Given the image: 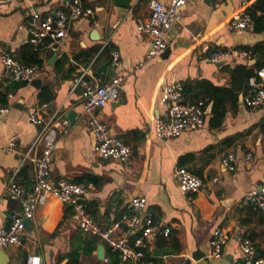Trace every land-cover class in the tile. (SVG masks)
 <instances>
[{
	"label": "crops",
	"instance_id": "1",
	"mask_svg": "<svg viewBox=\"0 0 264 264\" xmlns=\"http://www.w3.org/2000/svg\"><path fill=\"white\" fill-rule=\"evenodd\" d=\"M250 1L264 8V0ZM64 2L23 0L0 5V85L3 92L12 94L10 110L0 115V226L8 225L11 214L23 209L32 190L35 172L31 158L41 154L43 145L38 143L30 150L41 126L29 120L28 109L45 103V118L59 116L69 123L52 162V180L89 182L82 201L101 226L114 221L110 214L114 206L115 218L120 219L129 212L131 198L141 196L147 199L145 214L153 217L160 230L171 231L166 236L158 230L146 239L142 259L125 260L97 235L82 231L73 208L54 197L38 207L33 226L22 236L23 244L5 249L8 264H26L32 254L40 255L42 264H230L234 260L244 264L240 245L246 237L255 243L257 256L263 257L264 214L242 201L247 192L264 184V105L250 110L244 103L247 92L232 74L239 64L252 67L263 62L264 54L259 52L250 59L230 56L222 65L204 59L215 49L264 48L262 9L244 33L236 34L229 26L240 8L239 0H190L168 35V56L147 59L150 37L138 30L137 21L149 15L151 0H131L128 9L113 0H84L94 15L73 27L68 49L56 58L50 49H39L43 64L37 65L35 79H41L40 87L14 81L1 54H13L30 43L28 23L33 10L54 14ZM205 45L211 49L204 50ZM112 49L120 50L126 75L120 97L98 113L114 135L133 147V157L127 163L100 161L95 136L82 113L81 90L74 82L76 71L92 60L98 80L110 79L115 71L109 65L106 72L99 68L109 63ZM18 58L21 61L20 54ZM141 61L143 65H139ZM166 82H182L184 87L191 83L194 90L183 92L186 102H193L197 93L215 91L217 100L201 99L206 109L201 129L168 139L157 136L155 122L168 113V105L162 101ZM44 88L52 92V98L41 96ZM16 103L21 107H15ZM72 109L78 115L70 121L67 114ZM11 140L15 150H5ZM249 152L254 156L250 162L245 159ZM228 153L237 156L235 170L223 163ZM179 167L203 178L199 191L180 189ZM14 175L25 189L17 198L6 192ZM90 176L99 184L89 180ZM217 228L228 234L221 258L210 253ZM118 233L127 234L136 246L141 230L124 224ZM101 245L105 247L103 258L99 257ZM197 249L205 256L194 259Z\"/></svg>",
	"mask_w": 264,
	"mask_h": 264
},
{
	"label": "built area",
	"instance_id": "2",
	"mask_svg": "<svg viewBox=\"0 0 264 264\" xmlns=\"http://www.w3.org/2000/svg\"><path fill=\"white\" fill-rule=\"evenodd\" d=\"M21 1L23 0H0V5ZM189 1L170 0L165 2L163 0H151L149 15L137 21L138 30L150 37L151 47L147 53V59L161 54L168 46V35L179 19L181 8ZM239 2L240 8L234 14L229 26L230 30L236 34L244 33L254 21L250 11L251 1L239 0ZM92 15H94L93 8L86 7L84 0H65L62 7L54 14L33 10L28 23L32 35L29 42L35 49L48 48L57 55L61 54L68 49L69 42L72 39L73 27L81 19ZM210 49L211 46H204V50L209 51ZM19 54L20 49H17L13 54L2 53L1 61L11 72L14 81L31 83L36 77L38 66L23 64L18 58ZM230 56L250 59L252 53L243 48L215 49L204 59L219 63ZM93 64L94 60L74 74L75 87L81 90L83 98V116L95 136L96 152L100 161L115 159L127 163L133 157V147L114 135L98 113L100 108L120 97L122 82L126 75L122 66L121 52L119 49L111 50L109 66L115 71V74L108 80L103 82L98 80L93 70ZM143 64L144 61L139 63V65ZM250 86V90L244 96V103L250 110H257L264 105V68L257 70V75L251 77ZM183 92L184 84L182 82H166L164 84L162 101L168 105V113L166 118L157 119L155 122L157 136L167 139L174 138L182 135L187 130H199L205 125V100L186 102ZM9 97H12V94ZM46 105L45 103L41 106L34 105L28 109L29 120L33 124L41 126L39 135L30 150L34 149L38 143H42L43 147L39 156L31 158L34 163V181L23 209L11 214L8 225L0 226V248L6 249L11 246L22 245V236L26 229L25 220L28 218L33 219L38 207L55 197L73 208L82 231L97 235L106 242L113 253H117L125 260L137 261L142 259L145 255L142 249L146 244L145 240L158 230L167 236L171 229L160 230L153 217L149 215L145 216L141 224V217L145 214L147 207V199L141 196L131 198L129 212L124 213L120 219L115 218L116 206H114L110 210L114 221L109 226H101L82 201V196L90 188L89 182H74L68 178L52 180V162L59 139L69 131V123L68 120L59 116L45 118L42 107ZM10 108V103L0 104V115L7 113ZM14 146L15 141L11 140L5 150H15ZM27 157L28 154L25 155V158ZM253 158L252 152H249L245 157L248 162L252 161ZM223 163L230 170H235L237 165L236 154L228 153L223 158ZM15 177L16 175L11 179L6 192L11 197L17 198L24 194L25 189L17 183ZM177 179L183 192H197L204 184L201 176L185 167L178 168ZM242 203L264 214V184L260 188H254L247 192ZM124 224L130 229L141 230L140 236L135 241L136 246L130 243L127 234L118 233V230ZM227 239L228 234L224 229H215L211 239V256L215 258L223 257V246ZM240 246L243 252L242 261L244 264H264V256H257L256 245L250 238H244ZM26 264H42V258L40 255L32 254ZM230 264H239V260H234Z\"/></svg>",
	"mask_w": 264,
	"mask_h": 264
},
{
	"label": "trees",
	"instance_id": "3",
	"mask_svg": "<svg viewBox=\"0 0 264 264\" xmlns=\"http://www.w3.org/2000/svg\"><path fill=\"white\" fill-rule=\"evenodd\" d=\"M259 9H262L263 14H264V8L263 7H257L254 5H251L250 11L253 15V17L255 18L257 15V12ZM243 49L249 50L252 53V56H254L255 54L261 52L264 54V48L260 45H256L253 47H249V46H243ZM40 50L39 49H35V47L31 44H25L21 47L20 50V59L21 61L26 64V65H38L41 66L43 64V59L40 57ZM264 68V61L260 62L259 64L255 65V66H249L248 64H239L238 66H236V68L233 71V78L235 80H240L241 83V89L244 91V93L248 92L251 88L250 86V79L253 76L257 75V70ZM21 83H25V82H21ZM1 85H0V104L6 105L9 104V93L8 92H3L1 90ZM185 92L187 94V91H193L194 87L191 83H186L185 84ZM202 97H201V96ZM41 96L44 99H50L53 97L52 92L49 91L48 88H44L41 91ZM206 97H209L208 99H216L217 100V94L215 93V91H209L205 90L204 94H196V98H194L192 101H198L201 99H205ZM89 180L94 181L96 183L97 180L96 178H94L93 176L88 177ZM99 184V183H98Z\"/></svg>",
	"mask_w": 264,
	"mask_h": 264
},
{
	"label": "water",
	"instance_id": "4",
	"mask_svg": "<svg viewBox=\"0 0 264 264\" xmlns=\"http://www.w3.org/2000/svg\"><path fill=\"white\" fill-rule=\"evenodd\" d=\"M113 3L117 6H120L122 8H125V9H128V8H131L132 7V4H131V0H113ZM94 34V33H92ZM32 38V35L29 36V39ZM171 48L170 46H167L161 53L162 57H167L169 52H170ZM57 57V54H55L53 56V58H56ZM224 64V61H221L218 63V65H222ZM108 65L109 63H105L103 64L100 68H99V71L100 72H106L107 68H108ZM40 83H41V79H34L32 81V84H34L35 86L37 87H40ZM15 107H21V104L20 103H16L15 104ZM78 115V112L74 109L70 110L67 114V117L70 121H72L73 119L76 118V116ZM146 214H143L142 217H141V224L143 223V220L145 218ZM25 226L26 228H30L33 226V220L32 218H28L25 220ZM105 255V247L104 245H101L100 248H99V257L100 258H103ZM202 256H205V253L200 251L199 249H197V251L194 252V259H198ZM8 259H9V255L8 253L5 251V249H1L0 248V264H8Z\"/></svg>",
	"mask_w": 264,
	"mask_h": 264
}]
</instances>
